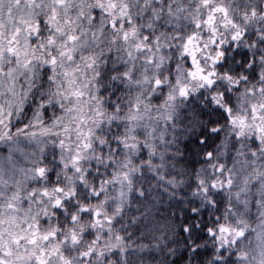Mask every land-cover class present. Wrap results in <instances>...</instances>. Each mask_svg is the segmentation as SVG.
<instances>
[{"label":"clouds","instance_id":"9594fccd","mask_svg":"<svg viewBox=\"0 0 264 264\" xmlns=\"http://www.w3.org/2000/svg\"><path fill=\"white\" fill-rule=\"evenodd\" d=\"M0 31V257L264 264V0H0Z\"/></svg>","mask_w":264,"mask_h":264},{"label":"snow or ice","instance_id":"6c2138e0","mask_svg":"<svg viewBox=\"0 0 264 264\" xmlns=\"http://www.w3.org/2000/svg\"><path fill=\"white\" fill-rule=\"evenodd\" d=\"M17 2V5H19V0H16ZM212 17H209V21L208 23L211 25L212 23ZM29 28L31 26H28ZM20 32V29L17 28L16 29V34L18 35ZM239 37V33H237L233 38L236 39ZM70 39H74L73 37H70ZM3 43H4V36H3V32L0 31V64H2L3 60H4V57L5 55H11V56H14L16 57L17 61H19L20 57L23 55V56H27L28 55V50L25 48V49H21L19 47V43L16 39V36H13L9 39L8 41V47L5 49L3 47ZM189 43H191V40L189 41ZM188 49L186 48V51ZM30 61H25V66H27V64L29 63ZM55 57L52 58L51 60V63H55ZM2 70V69H0ZM14 70H10L9 72V75H11V73L13 72ZM205 79H207V77H205ZM239 127L241 128V131H243L244 129H246L248 127V124L247 122L244 120V119H240L239 120ZM256 130L261 134V135H264V127H261L259 125L256 126ZM75 159V158H74ZM41 173L43 172V170L41 169L40 170ZM57 203H59V201H57ZM9 207H12V205H9ZM10 222L12 223H15V217H10ZM110 222V221H109ZM31 228V225L29 226ZM221 231H226V229H224L223 227L221 228ZM55 233L52 232V233H46L44 234L42 237H41V234L39 233L38 231V228L33 230L31 232V236L29 238V242L32 243V244H35L37 242V239L39 238H42L44 240H48L49 239V236H54ZM23 237H15L16 240H19V239H22ZM72 240L75 242L77 240V237L75 234L72 235ZM93 254V250L92 249H89L87 252H84V253H81V256L84 257V256H91ZM102 254V252H101ZM12 255V251L11 249H8L6 252L3 253V257H10ZM44 255V252L43 250H41V254L40 255H37L35 253H31L29 254V256L27 257V261L25 262V257L24 256H19L17 257V259L19 261L22 262V264H31V260L32 258L34 257L37 264H47V261L45 259L42 258V256ZM61 261H62V264H71V261L69 260H64L63 257H61ZM0 264H9L8 260L6 258H2L0 257Z\"/></svg>","mask_w":264,"mask_h":264}]
</instances>
